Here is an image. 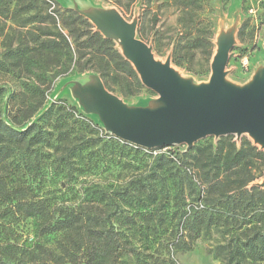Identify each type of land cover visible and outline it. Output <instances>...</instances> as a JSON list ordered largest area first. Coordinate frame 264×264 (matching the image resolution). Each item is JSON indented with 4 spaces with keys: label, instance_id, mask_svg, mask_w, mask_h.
<instances>
[{
    "label": "rangeland",
    "instance_id": "374dc122",
    "mask_svg": "<svg viewBox=\"0 0 264 264\" xmlns=\"http://www.w3.org/2000/svg\"><path fill=\"white\" fill-rule=\"evenodd\" d=\"M46 1L48 3L45 4L40 0V16L50 12L56 19L55 24L28 23V19L23 18L28 17L31 11L20 13L21 19H16L14 14L17 0H2L5 6L4 11L0 12V120L17 127L38 121L42 127L41 132L45 138H50V142L60 144L66 138L68 146H74L77 150L76 163L71 167L62 164L58 158L61 148L56 149L57 145L42 147L40 157L28 155L24 158L19 155L15 163L26 161L31 169L36 168L35 187L54 203L66 201L77 204L85 198L95 200L101 189L107 190L116 203L112 202L114 205L111 204L106 213L111 215L115 205L120 203L122 215H113L115 222L118 219L126 221L128 216L135 214L138 226L127 221L121 224V228L126 231L131 244L142 255L146 254L150 264L169 257V250L174 251L172 255L178 264H228L227 243L239 230L231 226L230 221L220 218L219 223L212 225L207 231L205 221L200 223L196 218V211L199 210V207L196 208L197 197L205 185L195 177L194 181L198 180L200 184L193 181L192 185L186 182L181 186L179 179L172 175L178 169L174 163L166 165L164 170L155 171L157 165L154 162L155 156L160 154L181 156L193 146L216 143L220 137L207 136L192 146L174 144L143 148L140 152L130 153L128 150L123 151L120 146L109 144L105 149L101 147L95 154L86 151H96L98 146L89 147L80 153L79 150L86 149L87 144L83 141L86 128L79 123V117L88 118L106 139L111 134L100 115L89 112L92 109L90 99L82 95L80 100L77 94L78 86L82 92L84 88L99 92L102 89L99 74L93 69L81 70L75 53L71 60L69 56L66 58V55L59 53L37 51L33 47L36 42L33 38L46 30L47 25L52 26V30H62L60 14L65 12V16H71L69 20L75 18L69 10L71 5H80L105 32L116 34V22L108 13L112 12L125 21L136 24L137 35L152 47L159 60L170 61L182 80L198 85L208 82L211 77L212 62L219 42L223 38L233 37L226 79L243 85L264 67V0ZM7 3L10 4V9L7 8ZM90 21L92 29L98 30L96 24L91 19ZM23 22L28 24L24 26ZM76 25L81 28L86 26L80 20L76 21ZM47 37L42 34L40 39ZM113 40L115 47L123 53L119 39ZM245 57L249 62L248 68L243 64ZM121 75L124 76L123 73ZM109 82L111 88L105 85L106 89L131 107L160 104L157 92L144 84L142 87L138 86L131 77L111 79ZM51 107L52 112L45 113ZM66 110L70 112L66 113ZM230 135H233L238 144L248 138L264 149L247 133ZM155 172L161 178L154 176ZM136 176H147L145 179L153 180L158 188L162 185V178H167L165 190L169 191V198H166L165 203L168 205L162 209L159 205L160 218L156 216L157 212L153 218L144 214L148 208L141 202V195L135 198L132 196L134 192L143 194L138 193L133 185L127 186ZM251 185L264 187V173ZM124 191L122 198L118 193ZM150 206L151 210H157V205ZM187 209H191V212ZM185 219L187 223H184ZM193 220L200 233L193 230L195 227H191ZM117 226L120 225L117 223ZM35 229L33 218L2 219L0 250L9 252L15 243L31 249L37 243H46L53 238L36 236ZM172 240L177 241L178 245H172ZM187 244L191 246L190 249L185 247ZM13 250L17 252V248ZM122 259L123 264L137 262L132 254H125Z\"/></svg>",
    "mask_w": 264,
    "mask_h": 264
},
{
    "label": "trees",
    "instance_id": "16d2710c",
    "mask_svg": "<svg viewBox=\"0 0 264 264\" xmlns=\"http://www.w3.org/2000/svg\"><path fill=\"white\" fill-rule=\"evenodd\" d=\"M41 1L48 3L46 0ZM4 6L0 0V12L4 11ZM9 6L7 3L8 9ZM16 6V19H21L20 13L31 11L28 17L23 18L28 19V23L56 22L50 12L40 16V0H17ZM78 7H69L71 14L75 15L72 20H69L71 16H65V12L60 14L63 21L62 30H52L53 27L47 25L46 30L33 38L36 39L34 49L41 53L66 55V58L69 56L71 60L74 59L75 53L81 70H95L108 88H111V79L129 77L142 87L143 82L134 65L115 47L113 39L92 29L90 19L80 12V5ZM77 20L86 26H77ZM28 23L23 22L24 26ZM63 30H67L68 34ZM42 34L48 36L47 39L41 40ZM52 110L53 107L45 113H51ZM69 112L66 110V113ZM78 121L86 128L83 141L85 140L87 145L86 149L79 150L80 153L89 147L98 146L96 151H86L95 154L101 147L105 149L109 144L120 146L123 151L128 150L130 153L143 150L142 147L124 141L114 134H109L106 139L85 116L79 117ZM41 129L38 121L17 127L0 120V221L8 218H33L36 236L53 238H47L48 243H37L31 249L15 243L12 246L13 249L17 248V252L13 249L9 252L0 250V264H123L122 258L125 254H132L137 260L136 264H150L146 254L142 255L141 251L131 244L126 231L121 228V224L127 221L138 226L135 214L128 216L126 221L118 219L115 222L112 216L121 212L120 203L115 205L111 215L106 213L108 207L116 203L107 190L101 189L95 200L85 198L77 204L66 201L54 203L35 187L36 168L31 169L26 161L15 163L19 155L24 158L28 155L40 157L42 147L55 145L56 149L61 148L58 158L62 164L71 167L76 163L77 150L74 146H68L66 138L60 144L50 142V138H45ZM263 159L264 149L248 138L238 144L233 135L221 136L216 143L193 146L181 156L163 153L154 158L157 165L155 171L164 170L165 166L171 163L176 165L177 172L172 175L179 179L181 186L186 182L190 185L194 182L200 184L199 181L205 185L195 204L196 208L199 207L196 218L200 223L205 221L207 231L212 225H217L220 218L230 221L231 226L239 230L227 243L228 264H264V187L251 185L264 173ZM154 176L160 177V174L155 172ZM145 177L136 176L127 186L133 185L138 193H143L134 192L132 196L135 198L141 195V202L148 208L144 214L153 218L157 212L156 216L160 218L159 205L160 209L168 205L165 203L166 198H169V191L165 190L167 178H162V185L158 188L153 180ZM195 177L199 181H194ZM124 193L125 191L118 194L123 198ZM152 204L157 205V210H151ZM187 211L191 212V209ZM186 220L184 223H187ZM117 223L120 226H117ZM191 227L196 228L195 220L192 221ZM195 228L193 230L198 231L199 227ZM170 243L178 245L175 240ZM185 247L191 248L189 244ZM173 252L169 250V257L154 264H178L172 255Z\"/></svg>",
    "mask_w": 264,
    "mask_h": 264
},
{
    "label": "water",
    "instance_id": "95a60500",
    "mask_svg": "<svg viewBox=\"0 0 264 264\" xmlns=\"http://www.w3.org/2000/svg\"><path fill=\"white\" fill-rule=\"evenodd\" d=\"M80 12L105 37L119 39L123 55L134 65L143 84L159 95L157 106L131 107L110 93L99 75V92L89 88L82 92L78 86L80 100L82 95L90 99L89 112L99 114L116 137L151 149L174 144L192 146L207 136L247 133L264 148V67L244 85L229 82L226 66L233 37L219 42L209 81L195 85L182 80L170 61L155 56L152 47L137 35L136 24L107 11L118 28L116 34H110L83 10Z\"/></svg>",
    "mask_w": 264,
    "mask_h": 264
},
{
    "label": "built area",
    "instance_id": "2783aa9c",
    "mask_svg": "<svg viewBox=\"0 0 264 264\" xmlns=\"http://www.w3.org/2000/svg\"><path fill=\"white\" fill-rule=\"evenodd\" d=\"M243 64H244V66L246 67V68H248V66H249V62H248V59L245 57L244 59H243ZM111 133V132H110ZM112 134V133H111ZM133 144V143H132ZM135 145V144H134ZM137 146V145H136Z\"/></svg>",
    "mask_w": 264,
    "mask_h": 264
},
{
    "label": "crops",
    "instance_id": "0c3cea01",
    "mask_svg": "<svg viewBox=\"0 0 264 264\" xmlns=\"http://www.w3.org/2000/svg\"><path fill=\"white\" fill-rule=\"evenodd\" d=\"M96 75V74H95ZM244 85V84H243Z\"/></svg>",
    "mask_w": 264,
    "mask_h": 264
}]
</instances>
